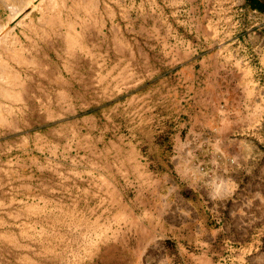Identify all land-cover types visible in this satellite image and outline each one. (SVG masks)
<instances>
[{
  "label": "rangeland",
  "instance_id": "rangeland-1",
  "mask_svg": "<svg viewBox=\"0 0 264 264\" xmlns=\"http://www.w3.org/2000/svg\"><path fill=\"white\" fill-rule=\"evenodd\" d=\"M256 3L0 0V264H264Z\"/></svg>",
  "mask_w": 264,
  "mask_h": 264
},
{
  "label": "crops",
  "instance_id": "crops-1",
  "mask_svg": "<svg viewBox=\"0 0 264 264\" xmlns=\"http://www.w3.org/2000/svg\"><path fill=\"white\" fill-rule=\"evenodd\" d=\"M230 71H231V69H230ZM201 143H206L207 145H210V144H211V142L207 140L206 142H201V141H199V143H196V145L199 144V146H200ZM180 145H181V146H180L181 148H184V147H186V146H189V143H188V142H181Z\"/></svg>",
  "mask_w": 264,
  "mask_h": 264
},
{
  "label": "trees",
  "instance_id": "trees-1",
  "mask_svg": "<svg viewBox=\"0 0 264 264\" xmlns=\"http://www.w3.org/2000/svg\"><path fill=\"white\" fill-rule=\"evenodd\" d=\"M254 6L258 7L262 12H264V4H261V3H256V4H253Z\"/></svg>",
  "mask_w": 264,
  "mask_h": 264
},
{
  "label": "water",
  "instance_id": "water-1",
  "mask_svg": "<svg viewBox=\"0 0 264 264\" xmlns=\"http://www.w3.org/2000/svg\"><path fill=\"white\" fill-rule=\"evenodd\" d=\"M256 1H258L259 3L264 4V0H256Z\"/></svg>",
  "mask_w": 264,
  "mask_h": 264
},
{
  "label": "bare ground",
  "instance_id": "bare-ground-1",
  "mask_svg": "<svg viewBox=\"0 0 264 264\" xmlns=\"http://www.w3.org/2000/svg\"><path fill=\"white\" fill-rule=\"evenodd\" d=\"M1 29V28H0ZM14 37V36H13ZM4 38V37H3ZM16 39V38H15Z\"/></svg>",
  "mask_w": 264,
  "mask_h": 264
}]
</instances>
